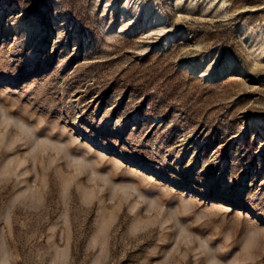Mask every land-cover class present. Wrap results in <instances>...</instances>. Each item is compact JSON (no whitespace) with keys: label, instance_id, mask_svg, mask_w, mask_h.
I'll return each instance as SVG.
<instances>
[{"label":"rangeland","instance_id":"1","mask_svg":"<svg viewBox=\"0 0 264 264\" xmlns=\"http://www.w3.org/2000/svg\"><path fill=\"white\" fill-rule=\"evenodd\" d=\"M0 264H264V0H0Z\"/></svg>","mask_w":264,"mask_h":264},{"label":"bare ground","instance_id":"2","mask_svg":"<svg viewBox=\"0 0 264 264\" xmlns=\"http://www.w3.org/2000/svg\"><path fill=\"white\" fill-rule=\"evenodd\" d=\"M160 20H162V18H161ZM160 20H159V21H160ZM162 21H163V20H162Z\"/></svg>","mask_w":264,"mask_h":264}]
</instances>
